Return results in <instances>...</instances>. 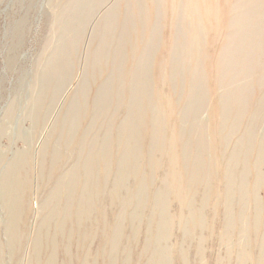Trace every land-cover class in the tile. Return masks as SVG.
<instances>
[{
    "label": "rangeland",
    "instance_id": "rangeland-1",
    "mask_svg": "<svg viewBox=\"0 0 264 264\" xmlns=\"http://www.w3.org/2000/svg\"><path fill=\"white\" fill-rule=\"evenodd\" d=\"M0 264H264V0H0Z\"/></svg>",
    "mask_w": 264,
    "mask_h": 264
}]
</instances>
